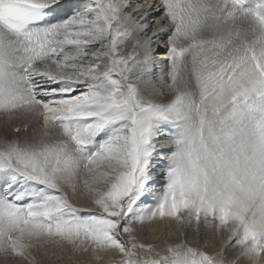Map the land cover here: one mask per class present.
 <instances>
[{
	"label": "snow or ice",
	"instance_id": "1",
	"mask_svg": "<svg viewBox=\"0 0 264 264\" xmlns=\"http://www.w3.org/2000/svg\"><path fill=\"white\" fill-rule=\"evenodd\" d=\"M65 252L264 264V0H0V256Z\"/></svg>",
	"mask_w": 264,
	"mask_h": 264
},
{
	"label": "rangeland",
	"instance_id": "2",
	"mask_svg": "<svg viewBox=\"0 0 264 264\" xmlns=\"http://www.w3.org/2000/svg\"><path fill=\"white\" fill-rule=\"evenodd\" d=\"M173 232L175 231V227L172 228ZM170 239L175 238L174 236L169 237ZM207 240L210 241V245L209 247L211 248L212 245H215V248H219L222 240L220 237H213V235L211 233H209L208 237H206ZM146 242H152V241H146ZM214 250V249H213ZM60 254L58 253L57 256H59ZM63 255V259H58L56 257H49L46 258V260L48 261V264H108V259L105 258L103 261H96L93 257H91L88 260L79 262L78 259L76 257H73L71 253L65 252L62 254ZM2 264H4V260L3 262H1Z\"/></svg>",
	"mask_w": 264,
	"mask_h": 264
},
{
	"label": "bare ground",
	"instance_id": "3",
	"mask_svg": "<svg viewBox=\"0 0 264 264\" xmlns=\"http://www.w3.org/2000/svg\"><path fill=\"white\" fill-rule=\"evenodd\" d=\"M174 227L175 226H171V228H174ZM226 238H227V234H224L223 239L221 238L222 243L226 241ZM236 251H237L236 249H231L230 250V258L233 257V256H235ZM72 256L73 257H76L79 262L88 260V259H90L92 257L90 254H72ZM3 260H4V258L2 256H0V264H2L1 262H3Z\"/></svg>",
	"mask_w": 264,
	"mask_h": 264
}]
</instances>
